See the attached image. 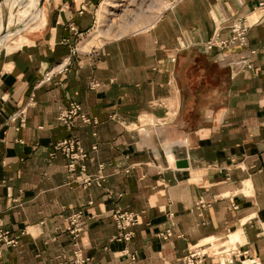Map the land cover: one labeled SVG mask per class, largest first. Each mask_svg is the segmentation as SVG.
Masks as SVG:
<instances>
[{
    "label": "crops",
    "instance_id": "1",
    "mask_svg": "<svg viewBox=\"0 0 264 264\" xmlns=\"http://www.w3.org/2000/svg\"><path fill=\"white\" fill-rule=\"evenodd\" d=\"M102 1L43 0L0 50V229L18 237L2 246L3 264H69L76 252L91 264H184L197 243L209 253L203 264H222L216 250L233 246L242 255L227 264H264V0H175L152 25L97 38L65 74L39 83L83 43ZM238 16L250 23L244 45L230 41ZM31 92L36 103L16 129L8 115ZM74 100L99 123L60 121ZM68 137L87 150L86 170L51 154ZM83 173L101 183L85 185ZM117 207L140 214L129 242L113 239ZM79 210L76 240L68 217Z\"/></svg>",
    "mask_w": 264,
    "mask_h": 264
},
{
    "label": "built area",
    "instance_id": "2",
    "mask_svg": "<svg viewBox=\"0 0 264 264\" xmlns=\"http://www.w3.org/2000/svg\"><path fill=\"white\" fill-rule=\"evenodd\" d=\"M260 6H264V2H260ZM232 30L234 35L232 36L230 41H239L241 44L247 43V33L250 28V23L246 16H238L236 17L232 24ZM227 40L220 41L221 44H226ZM218 45L219 40L213 39L209 42V47L213 45ZM81 49L78 44H74L71 46L70 51L67 55H65L61 60L52 65L49 69H47L39 83L50 81L55 76L65 74L72 63L73 57L79 53ZM248 66H251L248 64ZM99 85L98 82H92V87H96ZM36 103L35 100V92H31L27 101L20 106L18 109L13 111L8 115V121L14 123L16 129H20L25 126L28 121V109L30 106H33ZM58 118L63 123L67 125H73L75 121L79 118L83 123H99V119L97 117H91L89 114L82 111V105L79 101H71L68 107L61 110ZM262 125L264 126V118L262 119ZM95 133V132H94ZM20 142H23L19 139ZM93 149L97 148V145L94 144L92 146ZM60 150L64 152L69 158L67 162V169L70 172H75L77 168H81L83 171L86 170V163L84 162L86 158H88L89 154L87 150L83 147L81 141L76 137H68L63 140L57 141L54 144V150L51 152L54 155V151ZM128 170V169H127ZM102 175L92 176L87 173H83L79 180H81L85 185H89L92 183H101ZM198 205L204 206L206 205V201L200 200ZM115 223L118 227V233L113 237V239L123 240V241H131L135 235L134 226L137 225L140 221V214L135 211L126 210L120 207H117L114 210L113 214ZM84 212L82 210L76 211L72 213L68 217L69 226L68 230L72 234L73 238L77 240V238L81 235L84 230ZM173 234L171 229H167L165 231L160 232V236L164 238H168ZM18 242V237H14L11 235L9 230L0 229V264H3L2 261V246H14ZM126 254L130 255L131 260L135 261L137 258L136 252H129L127 250L124 251ZM218 255H222L225 258V261H221L222 264H227L229 261L228 257L231 254L242 255V252L237 251V247H226L223 249L216 250ZM209 257L208 251L203 248V246L199 243L194 244L188 247L187 253L184 256V264H203L207 258ZM230 261H233L230 259ZM69 264H91L89 263V258L81 257L79 252H76L74 258L69 260Z\"/></svg>",
    "mask_w": 264,
    "mask_h": 264
},
{
    "label": "rangeland",
    "instance_id": "3",
    "mask_svg": "<svg viewBox=\"0 0 264 264\" xmlns=\"http://www.w3.org/2000/svg\"><path fill=\"white\" fill-rule=\"evenodd\" d=\"M39 1L40 0L2 1L4 6L1 9L0 5V19L2 20V27L0 29L2 31L0 33V50L20 36L21 30L30 27V25L24 27L23 24L27 19H34L40 14V12H37V10L40 9ZM173 1L175 0H113L112 5L109 7L106 6L105 21H103L101 25H99L98 22L95 24L92 31L85 35L84 41L79 45V48L88 51L90 50V46L96 42L97 38L102 41L117 37L121 32L120 35L144 29L150 18L155 17L161 6L165 4L170 6ZM103 2L104 0L102 1V5H104ZM102 5H100V9ZM164 10L165 8L163 11ZM11 32L13 33L11 34ZM91 39H93V41ZM90 40L93 42L92 44H88ZM82 47H84V49Z\"/></svg>",
    "mask_w": 264,
    "mask_h": 264
},
{
    "label": "bare ground",
    "instance_id": "4",
    "mask_svg": "<svg viewBox=\"0 0 264 264\" xmlns=\"http://www.w3.org/2000/svg\"><path fill=\"white\" fill-rule=\"evenodd\" d=\"M104 5H102V8L101 9H99V13H98V24L99 25H101V23L103 22V21H105V19H106V16H105V12H106V6H110V5H112V3H113V0H104ZM168 6V4H165V5H163V6H161V8H159V10H158V12L156 13V15H155V17H151L150 18V20L148 21V23L145 25V28L146 27H148V26H150V25H152L155 21H156V19L159 17V15L161 14V12L163 11V9L164 8H166ZM109 10V9H108ZM41 10L39 9V10H37V12H40ZM12 20V19H11ZM2 25V20L0 19V29H1V26ZM2 31L0 30V33H1ZM122 33V32H121ZM121 33H119L118 35H120ZM92 41H93V39H91ZM89 41V43L88 44H92L93 42L92 41ZM11 47V46H10ZM231 257V256H230ZM227 261V260H226ZM245 261H246V259H245ZM256 262V261H255ZM257 262H258V260H257ZM248 263L249 264H253L252 263V261H248ZM259 263V262H258Z\"/></svg>",
    "mask_w": 264,
    "mask_h": 264
},
{
    "label": "water",
    "instance_id": "5",
    "mask_svg": "<svg viewBox=\"0 0 264 264\" xmlns=\"http://www.w3.org/2000/svg\"><path fill=\"white\" fill-rule=\"evenodd\" d=\"M3 0H0V5L3 3L2 2ZM42 4H43V0H40L39 1V7H40V9H41V6H42ZM34 13H35V11H34ZM34 15V14H33ZM32 15V16H33ZM32 19L33 18H29V19H27L26 21H25V23L23 24L24 25V27H26L27 25L29 26V25H31L32 24ZM13 32H11V34H12ZM176 164H177V166H179V167H182V166H188V160L186 159V158H181V159H178L177 160V162H176Z\"/></svg>",
    "mask_w": 264,
    "mask_h": 264
}]
</instances>
